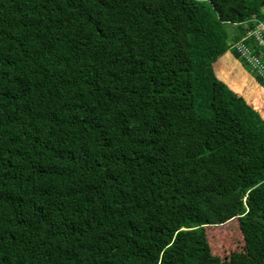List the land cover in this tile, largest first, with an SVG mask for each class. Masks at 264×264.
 Listing matches in <instances>:
<instances>
[{
	"label": "trees",
	"instance_id": "trees-1",
	"mask_svg": "<svg viewBox=\"0 0 264 264\" xmlns=\"http://www.w3.org/2000/svg\"><path fill=\"white\" fill-rule=\"evenodd\" d=\"M260 33L264 0H0V264H264Z\"/></svg>",
	"mask_w": 264,
	"mask_h": 264
},
{
	"label": "rangeland",
	"instance_id": "rangeland-1",
	"mask_svg": "<svg viewBox=\"0 0 264 264\" xmlns=\"http://www.w3.org/2000/svg\"><path fill=\"white\" fill-rule=\"evenodd\" d=\"M229 32H232L231 28H229ZM230 225H232L230 229V235L225 236L228 239L219 240V242L216 243V238L213 237L214 242L212 243V253L214 257L219 259V261L227 262L233 253L241 252L245 248L244 236L240 230L239 220L236 219V223L231 222ZM221 234H224V232Z\"/></svg>",
	"mask_w": 264,
	"mask_h": 264
},
{
	"label": "built area",
	"instance_id": "built-area-1",
	"mask_svg": "<svg viewBox=\"0 0 264 264\" xmlns=\"http://www.w3.org/2000/svg\"><path fill=\"white\" fill-rule=\"evenodd\" d=\"M257 39L259 40V42L261 44H264V36L260 33V34H257ZM239 52H241V54L248 59V61L251 62V65L254 67V68H258L260 70H264V65L263 63H261L262 61H260L259 59L255 58L253 60L250 59L249 55V51L248 49L245 47V46H241L239 48Z\"/></svg>",
	"mask_w": 264,
	"mask_h": 264
}]
</instances>
